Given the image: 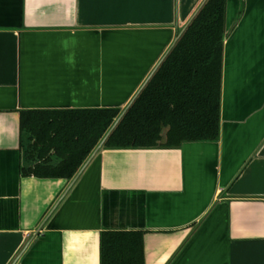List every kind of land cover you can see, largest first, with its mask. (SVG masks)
Wrapping results in <instances>:
<instances>
[{
	"label": "crops",
	"instance_id": "1",
	"mask_svg": "<svg viewBox=\"0 0 264 264\" xmlns=\"http://www.w3.org/2000/svg\"><path fill=\"white\" fill-rule=\"evenodd\" d=\"M205 1L0 0V264H102L107 230L143 231L145 264H264V0L227 1L217 141L23 174V111H123Z\"/></svg>",
	"mask_w": 264,
	"mask_h": 264
},
{
	"label": "trees",
	"instance_id": "2",
	"mask_svg": "<svg viewBox=\"0 0 264 264\" xmlns=\"http://www.w3.org/2000/svg\"><path fill=\"white\" fill-rule=\"evenodd\" d=\"M206 0L103 143L105 148H174L217 141L226 8ZM122 113L117 107L23 111L30 135L24 175L73 179ZM53 158H57L54 163ZM102 264H145L143 231L107 230Z\"/></svg>",
	"mask_w": 264,
	"mask_h": 264
},
{
	"label": "water",
	"instance_id": "3",
	"mask_svg": "<svg viewBox=\"0 0 264 264\" xmlns=\"http://www.w3.org/2000/svg\"><path fill=\"white\" fill-rule=\"evenodd\" d=\"M192 19H190V21L187 23L186 27L188 26V24L191 22ZM185 27V28H186ZM185 28L183 29V31L185 30ZM178 35V37L175 39L172 47L174 46V44L176 43V41L178 40V38L180 37V35L182 34V32ZM171 47V48H172ZM167 55V54H166ZM165 55V56H166ZM164 59V58H163ZM162 59V60H163ZM162 62V61H161ZM160 62V63H161ZM159 63V64H160ZM159 66V65H158ZM133 102V101H132ZM132 102L122 111L121 115L119 116V118L117 119V121L115 122V124L113 125V127L109 130V132L106 134V136L103 138V140L101 141V143L98 145V147L95 149V151L92 153V155L90 156V158L87 160V162L85 163V165L81 168V170L78 172V174L76 175L75 179L81 174V172L83 171V169L86 167V165L88 164V162L91 160V158L94 156V154L98 151V149L103 145L104 141L106 140V138L108 137V135L110 134V132L112 131V129L115 127V125L117 124V122L121 119V117L124 115V113L126 112V110L129 108V106L132 104Z\"/></svg>",
	"mask_w": 264,
	"mask_h": 264
}]
</instances>
